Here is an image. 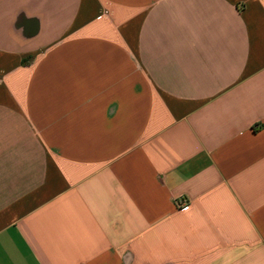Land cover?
<instances>
[{"label": "crops", "instance_id": "1", "mask_svg": "<svg viewBox=\"0 0 264 264\" xmlns=\"http://www.w3.org/2000/svg\"><path fill=\"white\" fill-rule=\"evenodd\" d=\"M0 264H264V0H0Z\"/></svg>", "mask_w": 264, "mask_h": 264}, {"label": "built area", "instance_id": "2", "mask_svg": "<svg viewBox=\"0 0 264 264\" xmlns=\"http://www.w3.org/2000/svg\"><path fill=\"white\" fill-rule=\"evenodd\" d=\"M183 205L185 206V205H186V202H185V203H183ZM183 205H182V206H183ZM184 206H183V207H184Z\"/></svg>", "mask_w": 264, "mask_h": 264}]
</instances>
